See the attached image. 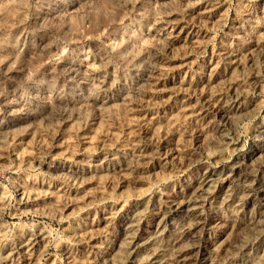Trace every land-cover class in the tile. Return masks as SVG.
<instances>
[{"label":"rangeland","instance_id":"1","mask_svg":"<svg viewBox=\"0 0 264 264\" xmlns=\"http://www.w3.org/2000/svg\"><path fill=\"white\" fill-rule=\"evenodd\" d=\"M263 128L264 0H0V264H121L213 173L192 264H263Z\"/></svg>","mask_w":264,"mask_h":264},{"label":"bare ground","instance_id":"2","mask_svg":"<svg viewBox=\"0 0 264 264\" xmlns=\"http://www.w3.org/2000/svg\"><path fill=\"white\" fill-rule=\"evenodd\" d=\"M254 137L256 148L261 151L264 148V128L261 134L255 135ZM221 179V173L211 174L202 181L197 182L188 194L175 203L177 215L183 221H186V224L179 232H176L175 236H168L172 227H174V229L177 227L174 221H170L171 226L166 225L158 229L147 239L138 242L133 239V241L126 246L125 250L122 251L123 255H121L120 258L122 260L121 264H192L193 260L188 256L187 248H189V242L196 237L195 230L197 224L194 219L201 214L203 206L214 197L217 184ZM230 197H232L230 191H227L222 202L225 204L228 203ZM260 221L264 222V217H262ZM204 264L218 263L210 260Z\"/></svg>","mask_w":264,"mask_h":264}]
</instances>
